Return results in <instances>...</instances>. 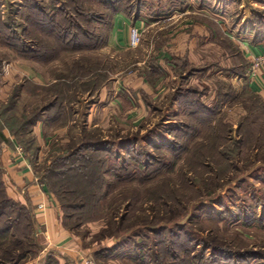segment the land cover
Returning <instances> with one entry per match:
<instances>
[{"label": "rangeland", "instance_id": "374dc122", "mask_svg": "<svg viewBox=\"0 0 264 264\" xmlns=\"http://www.w3.org/2000/svg\"><path fill=\"white\" fill-rule=\"evenodd\" d=\"M257 4L248 9H263ZM1 5L10 27L0 22V43L11 45L5 55L26 56L23 46L33 51L26 57H35L33 75H41L43 84L25 82L31 97L0 118L9 131L21 129L20 152L57 204L60 223L90 252L87 257L99 264H264V100L249 89L236 39L217 31L213 19L238 23L240 3L0 0L2 10ZM114 9L144 18L137 47L106 48ZM33 20L42 21L44 33ZM57 20L58 31L77 34L75 45L62 38L57 46L46 36ZM171 20L167 27L182 34L189 35L194 23L210 30L202 52L167 59L172 67L166 70L154 67V48L166 45L156 27ZM140 77L156 95L146 99L150 109L119 97L120 85ZM12 96L0 103V112L16 101ZM41 114L46 123L51 115L58 120L38 140L25 120ZM7 177L0 158V230L7 228L0 235V264H35L41 228L32 208L11 196Z\"/></svg>", "mask_w": 264, "mask_h": 264}, {"label": "crops", "instance_id": "0c3cea01", "mask_svg": "<svg viewBox=\"0 0 264 264\" xmlns=\"http://www.w3.org/2000/svg\"><path fill=\"white\" fill-rule=\"evenodd\" d=\"M226 1L232 4L240 3L239 9L242 10L243 16L238 23L233 21L229 24L227 23V25L224 23L221 24L219 20L213 18L218 25L216 26L218 29L217 31L220 29L222 31L221 33L227 37L236 39L238 49H241L239 52H241V55L247 62L245 63L246 68L244 77L248 82L249 89L264 100V64L258 68L257 73L253 77L248 75L250 58L264 53V0ZM221 2L222 0H213V5L221 7V5H219ZM255 3H258V8L263 9L252 10L251 12L248 9V5H255ZM1 6V26L3 29H8L10 27L9 22L7 20L5 21L6 12L3 9L4 5ZM205 11L207 12V10ZM249 11L253 14L252 17H249ZM200 12L201 11L198 10L196 13L201 15ZM202 15H205V13ZM254 15L258 17L255 21ZM258 15L261 16V19H259ZM112 19L109 32L110 36L106 48L109 47L116 51H123V49L128 47L129 27H140L144 18L137 13H132L130 15L124 12H118ZM172 21L173 20L167 23L168 25H158L156 27V30L159 29L162 32L161 34H163L162 36L166 45H164L162 49L160 46L156 47V50L154 48V51L158 54H156L157 57L155 56L156 58L154 59V67H166V70H169L172 65L169 64L168 66L165 64L167 59H173L174 57L179 58L181 57L180 55L186 52L192 57L194 51L192 49H195L196 52L203 51V37L209 35L210 29L204 28L202 24L194 23V29L189 32V35H186L185 33L182 34L177 32L174 27H167L173 23ZM158 22L160 23L161 20L150 22L147 24V27H154L156 24H159ZM162 23H164V21H162ZM2 28H0V31ZM156 30H154V34ZM1 39L2 37H0V41ZM6 43L8 42L3 41L0 43V103L8 101V97L12 96L14 92L12 97L15 96L14 98L16 99V101L13 102L15 108L24 97H31L30 94L27 93L29 89L25 86V82L29 83L32 81L37 85H41L43 82L40 80L41 75L37 78L33 75L36 72L33 70L35 66H32L33 61L31 59L25 56L18 58L11 56L8 58L9 56L5 55L11 49V45H7ZM163 49L165 52L162 51ZM151 89L147 80H145L144 77H140L138 79L129 78V80L125 81L123 86L120 85L118 91L123 92V94L119 93V97H125V100L136 105L138 108L145 109L147 107L150 109V103L146 102V99L148 98L151 100V98L156 96ZM101 95L104 96L105 93L103 92ZM101 100L102 99H100V101ZM103 108H105V106H103ZM93 109L94 106H92L91 111ZM48 121L49 120H47V122ZM49 123L50 121L48 123L45 122L43 114H41V119L37 120L35 125L32 126L31 131L38 140L45 134L44 129L48 128ZM3 124L4 121L0 118V135H2V138L0 137V158L4 170L7 171L8 184L11 186L8 185L11 188V196L16 201L32 208L33 219L41 228V242L43 245L41 246V255L35 264H84L83 259L90 256V252L84 249L81 241L70 234L64 225L60 223V220H58L59 214L57 204L54 203L48 190L32 170L31 161L27 155L20 152L21 148L16 137L6 126H2ZM39 205H42L43 208H39Z\"/></svg>", "mask_w": 264, "mask_h": 264}, {"label": "trees", "instance_id": "16d2710c", "mask_svg": "<svg viewBox=\"0 0 264 264\" xmlns=\"http://www.w3.org/2000/svg\"><path fill=\"white\" fill-rule=\"evenodd\" d=\"M33 8V7H32ZM36 10V8L34 7L33 8V10ZM118 12H125V10H123V11H120V9H114V11H113V13H112V15L110 16V21H111V24H112V17L116 14V13H118ZM33 14L35 15V13H34V11H33ZM34 21V24L38 27V29H40V30H42L43 31V33L45 32L44 31V29L45 28H47V27H44V24L42 23V21H37V20H33ZM51 24L54 26H51V30H53V31H51L50 29H48V30H50V32H46V36H49V37H52V39H54L57 43V46H59V41L62 39V38H64L65 40H67L68 39V42H71L73 45H75L76 44V39L78 38V36H77V34L73 31V32H71V33H69V31H62V32H60V31H58V29H59V23H58V20L55 22V21H53V22H51ZM111 24H110V27H111ZM44 27V28H43ZM65 32V33H64ZM86 38L87 39H89V38H91L89 35H86ZM94 47V46H93ZM90 48V47H89ZM22 49V48H21ZM88 49V48H87ZM29 51L30 52H32L33 53V51H31V50H29V48H26L25 46H23V49L21 50V53H24L26 56H29L28 55V53H29ZM35 54H37L38 55V53L36 52ZM25 56V57H26ZM28 58H30V57H28ZM35 58V57H34ZM34 58H30V59H34ZM15 97V96H14ZM13 97V99H15ZM55 106V105H54ZM53 105L51 106V108L49 109V110H51L52 108H55ZM14 108V105H13V103L11 104V106L10 107H6L4 110H2V112H0V115H4V114H7V111H9V109H11V108ZM61 107L60 106H58V108H57V110H55V111H57V113H58V109H60ZM46 110H48L47 108H45L44 109V111H46ZM53 110V109H52ZM53 113H55V112H53ZM49 114H51V113H49ZM60 114V113H59ZM58 116L56 115V116H49V118H48V120H50V122H55V121H57L58 120V118H57ZM39 119H41V115H39V116H37L36 118L34 117L33 119H26L25 120V124L28 122L29 123V126H30V129L32 128V126H34L35 125V123L37 122V120H39ZM2 121H4V119L2 120ZM6 121H4V124L2 125V126H4V125H7L6 123H5ZM20 122V121H19ZM25 125H22V128L24 127ZM19 127V126H18ZM15 128V129H19V128ZM21 130V129H20ZM19 130V131H20ZM19 131H16V130H10V132L16 137V135L18 134V132ZM0 137L2 138V135H0ZM7 230V228H5V229H2V230H0V235H3V233L2 232H4V231H6ZM19 259H21V258H19ZM8 262V261H7ZM12 264L13 263H18L19 261L17 260H11L10 261Z\"/></svg>", "mask_w": 264, "mask_h": 264}, {"label": "built area", "instance_id": "2783aa9c", "mask_svg": "<svg viewBox=\"0 0 264 264\" xmlns=\"http://www.w3.org/2000/svg\"><path fill=\"white\" fill-rule=\"evenodd\" d=\"M128 35V45L133 48L137 47L141 42L142 37L140 27L130 26ZM250 60L251 61L249 63L250 66L248 69V75L253 77L257 73L258 68L262 66V64H264V53L261 55L252 56ZM39 208H43V206L39 205ZM83 262L84 264H99L91 257L84 258Z\"/></svg>", "mask_w": 264, "mask_h": 264}]
</instances>
